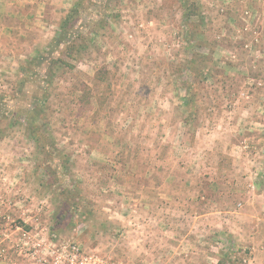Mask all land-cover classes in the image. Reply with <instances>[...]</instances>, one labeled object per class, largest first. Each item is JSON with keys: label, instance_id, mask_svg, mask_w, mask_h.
<instances>
[{"label": "rangeland", "instance_id": "1", "mask_svg": "<svg viewBox=\"0 0 264 264\" xmlns=\"http://www.w3.org/2000/svg\"><path fill=\"white\" fill-rule=\"evenodd\" d=\"M0 264H264V0H0Z\"/></svg>", "mask_w": 264, "mask_h": 264}, {"label": "trees", "instance_id": "2", "mask_svg": "<svg viewBox=\"0 0 264 264\" xmlns=\"http://www.w3.org/2000/svg\"><path fill=\"white\" fill-rule=\"evenodd\" d=\"M185 15H184V18H185V21L187 20L186 22V27H185V30L183 32V40L187 43H193L197 37H200V36H205V32H204V29L202 28L203 26L201 25V23H197V21H192L191 18H196L198 20V18H200L199 20H203V14L202 12L200 11V9L196 6H190L189 5V2H186L185 3ZM78 13V10L75 8L72 10L71 12V15L68 16L66 18V20L63 22L62 26H61V31H60V34L57 36L56 38V41L55 43L52 44L51 46V49L49 51V54L48 56L46 57H42V58H39L37 60V64L35 65L36 68H40L43 66V64L45 63H49L50 65L54 62V54L57 53L59 51V49H63L66 51L67 55H70L72 52H77V51H74L75 50V45H74V42L71 41V36L69 37L68 35V32H70V26L74 24V16ZM78 16V14L76 15V17ZM231 19V17H230ZM76 21V20H75ZM229 21V20H228ZM216 41L214 42V44H216V48L217 46L220 45V41H218L219 39L216 38L215 39ZM215 48V50H216ZM217 54V52H216ZM218 55V54H217ZM201 59H195L194 56L193 58L188 62V65L191 67V69L188 72L189 73H192L194 72V70H192L194 67V65L199 61L198 64H202L203 60ZM205 61V60H204ZM57 62V61H56ZM206 63V61H205ZM226 62L225 63H221L220 67L221 69H225L226 67ZM70 67V65L68 66ZM206 73H208V71L210 70L209 68H206L204 69ZM192 71V72H191ZM24 75L25 77L28 76L26 74V70L24 69L23 70ZM195 73V72H194ZM201 74H203V72H200ZM191 85V84H190ZM188 85L187 86V89L185 90L186 92V97L184 98V101L186 103V105H192L193 100L191 101L190 99V95L192 97V93H193V89H192V86ZM33 125L35 124L34 122H32ZM40 133V128L38 127H34V137H35V140L39 141L40 139L37 138L38 134Z\"/></svg>", "mask_w": 264, "mask_h": 264}]
</instances>
